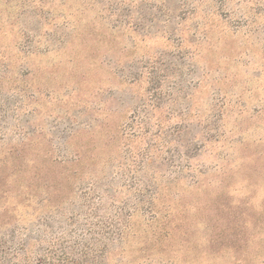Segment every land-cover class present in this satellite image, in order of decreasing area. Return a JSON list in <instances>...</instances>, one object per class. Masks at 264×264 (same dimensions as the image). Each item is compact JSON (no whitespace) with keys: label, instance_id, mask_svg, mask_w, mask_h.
Wrapping results in <instances>:
<instances>
[{"label":"rangeland","instance_id":"1","mask_svg":"<svg viewBox=\"0 0 264 264\" xmlns=\"http://www.w3.org/2000/svg\"><path fill=\"white\" fill-rule=\"evenodd\" d=\"M45 5L0 8V264H264V0Z\"/></svg>","mask_w":264,"mask_h":264},{"label":"trees","instance_id":"2","mask_svg":"<svg viewBox=\"0 0 264 264\" xmlns=\"http://www.w3.org/2000/svg\"><path fill=\"white\" fill-rule=\"evenodd\" d=\"M35 1H38L39 4L41 5V7H43V8L47 7L45 5L46 0H0V8L2 6L15 7L17 9V13L19 14L20 18H22L23 16H24V18L27 17L26 21L24 22V26L22 27V29L21 28L19 29L21 37L23 38L25 36V39L34 37L33 39L35 40V39L40 37L39 30L34 29V28H30L28 26L29 25L28 23L32 19L37 20V21L39 20L40 22L42 21V19H40V17H42L41 13H44V12L39 7L32 6V3H35ZM185 5H186V2L184 1L182 6H185ZM32 10H33V12H32ZM49 20H51V19H49ZM31 31H32V34L36 33V35L30 34ZM1 60H3V63L1 66V70H0V75H1L0 79L3 83V77L8 73V71L10 69V65L8 63L9 62L8 57L2 55ZM5 104L6 103L3 100H0V105H2V107H1L2 109H1L0 114H1V116H3V122L1 121V123H9L6 120L7 117L5 116L6 115L5 109H4ZM14 120H16V122L17 121L19 122V118H17V117L14 118ZM4 126H2V124L0 125V129L2 130V133H3ZM5 127L9 128V126H5ZM32 144H33V142H31V141L26 142L24 140H19V142H17L16 144H14L12 146L11 145L8 146L7 148H5V150L8 154H11L12 156H14V158L24 160L26 158L25 156H27V154H28V151L33 150ZM49 150H51V148H49ZM78 155H79V152H78V150H76L74 157H72L71 160L64 159V162H76V161L81 160ZM37 156H39L41 158H47L53 164H61L57 158H52L51 156H49L48 153H45L44 155L39 154ZM32 165L37 166V164H32ZM82 264H89V262L82 263Z\"/></svg>","mask_w":264,"mask_h":264}]
</instances>
